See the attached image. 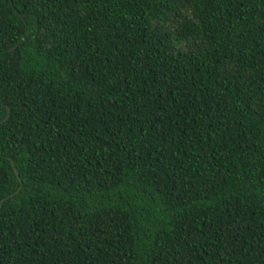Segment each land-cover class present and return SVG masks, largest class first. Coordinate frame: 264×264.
<instances>
[{"label": "trees", "instance_id": "1", "mask_svg": "<svg viewBox=\"0 0 264 264\" xmlns=\"http://www.w3.org/2000/svg\"><path fill=\"white\" fill-rule=\"evenodd\" d=\"M3 120L0 264H264V0H0Z\"/></svg>", "mask_w": 264, "mask_h": 264}, {"label": "water", "instance_id": "2", "mask_svg": "<svg viewBox=\"0 0 264 264\" xmlns=\"http://www.w3.org/2000/svg\"><path fill=\"white\" fill-rule=\"evenodd\" d=\"M18 46H19V45H16L15 47L11 48V50H15ZM8 111H9V115L5 118V120H8L9 117H10V110H8ZM5 120L0 121V123L4 122ZM0 155H1V151H0Z\"/></svg>", "mask_w": 264, "mask_h": 264}]
</instances>
